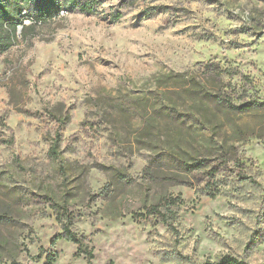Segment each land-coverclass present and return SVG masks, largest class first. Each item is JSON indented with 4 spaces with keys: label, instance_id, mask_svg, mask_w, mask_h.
I'll list each match as a JSON object with an SVG mask.
<instances>
[{
    "label": "rangeland",
    "instance_id": "obj_1",
    "mask_svg": "<svg viewBox=\"0 0 264 264\" xmlns=\"http://www.w3.org/2000/svg\"><path fill=\"white\" fill-rule=\"evenodd\" d=\"M95 11L64 10L0 56V264H86L72 243L52 244L68 217L92 264H264V109L215 100L264 103V0H99ZM33 15L31 1L21 16ZM167 203L176 231L139 217Z\"/></svg>",
    "mask_w": 264,
    "mask_h": 264
},
{
    "label": "trees",
    "instance_id": "obj_2",
    "mask_svg": "<svg viewBox=\"0 0 264 264\" xmlns=\"http://www.w3.org/2000/svg\"><path fill=\"white\" fill-rule=\"evenodd\" d=\"M34 3V15L23 17L21 16L22 10H28L30 6V2ZM128 1V0H126ZM136 1V0H132ZM99 0H63L62 4L59 0H0V56L7 53L21 38L25 40L28 38V35L34 33L35 30L40 26L46 24L48 21H51L54 17L58 16L60 13H63L64 10L67 11L71 8H77L80 13L83 14H95V7L98 5ZM122 16L120 14H115L113 19L118 21ZM28 22L29 25L25 23ZM19 30L21 31L19 33ZM185 75H177L171 79L182 80ZM190 85L186 89H190L194 94H201L203 92V88L200 86L201 84L196 83L194 79L190 80ZM151 95L156 96V99H160L162 97L163 92L160 93H151ZM148 101V99H146ZM215 100L218 104L224 105L229 110L235 113H246L253 109H264V103L262 102H245L242 104H234L231 99L225 100L221 97H216ZM261 103V104H260ZM130 108V106H128ZM168 110V114L172 117L176 118H185L186 116L179 114V112L174 108H166ZM162 112V111H161ZM50 155L58 159L59 158V138L55 136L54 141L52 142V146L49 150ZM220 158H222L223 163H227L228 160L224 157L226 156V148L223 144L220 146ZM207 163L206 159H202L201 161L194 162L192 164H186L185 169L189 173H195L202 170L204 165ZM237 168L236 179L239 182H247L250 180L245 174L244 170L239 169V162H234ZM242 168V166H241ZM220 172L219 168H212L207 176L209 180H207L202 191L211 199L215 198L220 190L218 188L219 181H216V176ZM184 185H191L185 184ZM213 187V188H212ZM169 203L164 205V209L158 205L150 206L145 208V216H139L144 220L153 219L156 223L162 224L164 227L168 228L170 231H176L173 226V220L169 216L170 210H168ZM67 214L63 211V215ZM6 217L0 216V222L6 221ZM73 220L71 218H67V220L61 226V234L54 237L52 240V244L56 241L63 239L66 240L77 247V253L84 255L86 259V264H92V253L88 250V248L83 244L82 238L79 237L76 232L72 228ZM40 256H38L39 258ZM47 264H52L55 260L53 258H46ZM11 264H20L15 261H12ZM201 264H248L244 260L236 258L232 255H223L219 257L215 261L206 260Z\"/></svg>",
    "mask_w": 264,
    "mask_h": 264
},
{
    "label": "built area",
    "instance_id": "obj_3",
    "mask_svg": "<svg viewBox=\"0 0 264 264\" xmlns=\"http://www.w3.org/2000/svg\"><path fill=\"white\" fill-rule=\"evenodd\" d=\"M63 14V13H62Z\"/></svg>",
    "mask_w": 264,
    "mask_h": 264
}]
</instances>
